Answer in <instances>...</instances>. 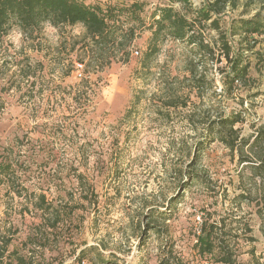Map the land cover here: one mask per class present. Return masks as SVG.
Segmentation results:
<instances>
[{"label": "rangeland", "instance_id": "obj_1", "mask_svg": "<svg viewBox=\"0 0 264 264\" xmlns=\"http://www.w3.org/2000/svg\"><path fill=\"white\" fill-rule=\"evenodd\" d=\"M134 1L146 3V26L138 30L130 60L92 70L90 86L84 83L89 47L83 49L81 25L47 24L35 40L13 26L0 40V160L12 159L17 171L14 182L0 183V251L6 245L1 238L11 237L0 264H19L13 251L33 264H102L98 253L113 264H216L194 249L205 219L226 223L236 264H264L256 181L239 152L208 130L235 114L244 118L235 126L241 138L253 140L264 127V35L248 61V80L231 94L223 86L219 34L206 26L197 31L214 49L213 61L202 62L197 47L168 39L147 78L139 61L151 15L166 1L86 0ZM203 4L192 0L193 8ZM258 11L264 14V1L239 0L218 16L221 29L229 33L234 20ZM227 37L234 51L241 47L238 35ZM170 99L176 108L166 106ZM244 155L253 159L249 149ZM20 187L27 191L18 196L12 189ZM246 187L257 199L240 200ZM40 194L72 213L57 231L47 230L45 247L27 242L41 225L33 205ZM89 248L95 253L80 262Z\"/></svg>", "mask_w": 264, "mask_h": 264}, {"label": "trees", "instance_id": "obj_2", "mask_svg": "<svg viewBox=\"0 0 264 264\" xmlns=\"http://www.w3.org/2000/svg\"><path fill=\"white\" fill-rule=\"evenodd\" d=\"M165 1L166 3L158 7L151 15L152 23L148 25L151 36L139 61L147 78L150 75L152 64L161 52L162 44L168 39L186 42L193 48L197 47L194 53L202 58V62L204 59L213 61L214 49L206 43L203 34L197 31L200 26H206L216 30L219 34L218 49L226 61V67L222 72L225 91L231 94L236 83H245L248 80L250 69L248 61L254 54L256 39L264 35V14L261 11L249 19L234 20L227 33L221 29L218 16L223 14L228 6L235 8L239 0H203L204 4L200 8H193L192 0ZM174 4L182 5L188 12L185 14L177 11ZM145 6L146 3L140 1L130 4L102 5L87 3L86 0H0V40L13 26L18 27L25 38L35 40L40 38L47 24L54 28L81 25L85 30L81 39L86 42L83 49L89 47V51L85 53V57L87 56L89 60L86 65L87 77L84 78V83L90 86L92 70L93 74L101 73L114 62L125 63L130 60L134 43L139 37L138 30L146 26V21L141 16ZM189 14L192 17H189ZM227 35H238L241 39V47L234 51L228 42ZM193 79L199 84L203 81L196 77ZM201 86H204V83ZM170 100L166 106L176 108L175 100ZM242 122H244L242 114L229 115L211 122L208 130L210 137L217 136L226 148L239 152L241 164H248L252 179L256 181L254 184L259 199L257 197L252 199L253 190L247 187L244 189L245 192L238 197L242 202L259 200L258 214L264 222V127L256 131L253 140L245 139L241 138L240 131L235 129V126ZM248 149L253 154V159L245 157L244 151ZM16 176L14 161L8 157L1 158L0 183L4 181V178L14 182L17 179ZM198 178L195 177L194 180ZM20 190L27 191V188L12 189L18 196L22 194ZM35 198L33 205L41 212V225L35 228L37 234L29 235L27 242L37 247H45L49 239L47 230L57 231L72 213H67L49 202L44 194L37 195ZM86 199L88 200V197ZM245 231L251 233L252 229L246 226ZM228 233L224 221L211 222L210 219H205L200 226L199 233L195 235L194 249L201 257H210L216 264H236L235 251L229 243ZM1 239L6 245H3L4 248L0 251V261L7 252L6 246L11 237ZM251 241L254 240L251 239ZM93 253H95L94 248L82 250L79 261L88 259ZM11 254L16 256L19 264H33L16 251ZM170 254L172 255V251ZM96 256L102 264H113L106 261L101 253ZM165 264L172 263L167 260ZM179 264L184 263L180 261Z\"/></svg>", "mask_w": 264, "mask_h": 264}, {"label": "built area", "instance_id": "obj_3", "mask_svg": "<svg viewBox=\"0 0 264 264\" xmlns=\"http://www.w3.org/2000/svg\"><path fill=\"white\" fill-rule=\"evenodd\" d=\"M135 54H137V55H138V54H139V52H138V51H135ZM78 67H79V68H82V65H81V64H78ZM78 71H81V70H78ZM80 76H81V75H80ZM199 220H200V218H199Z\"/></svg>", "mask_w": 264, "mask_h": 264}]
</instances>
